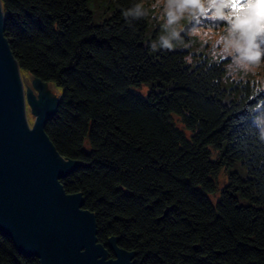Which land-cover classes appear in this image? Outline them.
<instances>
[{"label": "trees", "instance_id": "trees-1", "mask_svg": "<svg viewBox=\"0 0 264 264\" xmlns=\"http://www.w3.org/2000/svg\"><path fill=\"white\" fill-rule=\"evenodd\" d=\"M0 1L20 73L60 92L44 131L76 163L60 183L81 194L110 258L117 239L133 264H264V143L250 116L264 77L228 76V61L194 38L152 49V0L134 21L124 12L136 0H107L101 19L89 9L97 0ZM143 83L146 96L135 89ZM236 164L246 174L230 170L220 187L218 174ZM0 264L39 260L0 233Z\"/></svg>", "mask_w": 264, "mask_h": 264}, {"label": "water", "instance_id": "water-1", "mask_svg": "<svg viewBox=\"0 0 264 264\" xmlns=\"http://www.w3.org/2000/svg\"><path fill=\"white\" fill-rule=\"evenodd\" d=\"M32 79L37 95L24 89L0 1V233L39 264H133L134 254L118 248L117 239L108 242L109 257L81 194L64 191L60 180L76 163L61 157L44 131L60 92ZM27 106L36 116L32 127Z\"/></svg>", "mask_w": 264, "mask_h": 264}, {"label": "clouds", "instance_id": "clouds-1", "mask_svg": "<svg viewBox=\"0 0 264 264\" xmlns=\"http://www.w3.org/2000/svg\"><path fill=\"white\" fill-rule=\"evenodd\" d=\"M150 7L157 11L160 28L152 49L190 47L194 38L200 50L208 45L215 62L228 61L227 75L233 78L264 64V0H152ZM124 15L134 21L148 15V9L143 0H136ZM187 62H192L191 55ZM250 116L259 142L264 143V103L256 105Z\"/></svg>", "mask_w": 264, "mask_h": 264}, {"label": "rangeland", "instance_id": "rangeland-1", "mask_svg": "<svg viewBox=\"0 0 264 264\" xmlns=\"http://www.w3.org/2000/svg\"><path fill=\"white\" fill-rule=\"evenodd\" d=\"M107 0H97L94 4H90L89 5V9H91V11L97 13L98 18L97 19H101L105 16V9L111 7L109 4H107L106 2ZM144 6L145 8H147V4L144 2ZM113 8V7H112ZM157 38H155L154 34H152V31L150 30L147 33V40L146 43H152L153 41H155ZM206 50H204L202 52V54H205ZM208 54H205V56H208ZM263 72H261V74H257L256 71H261V70H252V72L257 75V77H264V69H262ZM261 75V76H258ZM244 77H247L249 80H253V77L251 75H244ZM22 78V82L24 85V89L27 90L29 89V91H31L33 94L37 95V91L36 89L30 85V82L33 80L28 74H22L21 75ZM257 79V78H255ZM224 89H227L231 86V84H229L227 81L224 82L223 84ZM54 87V86H53ZM55 88V87H54ZM139 93L143 94L144 96H146L148 94V92L152 89V83H143L142 85L138 86L135 88ZM58 90V89H57ZM59 91V90H58ZM26 115H27V120L29 122V125L32 127L36 116L34 114H32L31 109L29 106H27L26 109ZM238 171L241 175H245L246 174V169L244 167H242L239 164L234 165L233 167H227L223 170H221V172L218 174V182H219V186H223L225 180H226V174L228 173V171Z\"/></svg>", "mask_w": 264, "mask_h": 264}, {"label": "bare ground", "instance_id": "bare-ground-1", "mask_svg": "<svg viewBox=\"0 0 264 264\" xmlns=\"http://www.w3.org/2000/svg\"><path fill=\"white\" fill-rule=\"evenodd\" d=\"M24 74V73H23ZM22 75V74H21Z\"/></svg>", "mask_w": 264, "mask_h": 264}]
</instances>
